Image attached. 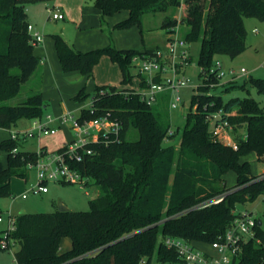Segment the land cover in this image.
<instances>
[{"label":"trees","instance_id":"1","mask_svg":"<svg viewBox=\"0 0 264 264\" xmlns=\"http://www.w3.org/2000/svg\"><path fill=\"white\" fill-rule=\"evenodd\" d=\"M32 1L0 0V130L9 131L22 119L42 118L48 106L41 93V61L34 55L27 33L25 5ZM182 4L185 11L179 24L187 27L182 38L187 43L199 42L197 63L204 69L213 64L216 55L234 58L246 48L245 19L264 22L263 0L94 1L101 12V25L105 17L127 11L128 17L114 29L137 27L141 36L143 18L149 14H167L160 27L173 32L178 22L172 15ZM52 37L64 73L90 75L102 56L118 65L121 86L96 87L93 107L83 109L78 121L94 120L109 112L121 128L117 140L93 144L92 156L71 163L85 179L84 185L93 182L99 190L89 201L88 211L56 209L15 215L10 238L17 247L16 264H151L154 253L157 262L173 264L178 261L177 254L164 246L166 237L210 245L237 217V204L264 195V179L256 180L245 159L249 154L264 156V108L255 100L231 98L222 105L221 95L209 93L218 88L219 80L212 79L192 96L181 131L168 135V94L149 107L125 87L133 77L132 58L159 46L147 47L142 39V51L117 50L110 43L80 52L61 35ZM210 84L216 86L210 88ZM249 85L264 92V79H250ZM23 87L28 95L15 105L7 104ZM100 91H104L101 96ZM86 98L80 90L73 100ZM193 105H197L195 112ZM204 105H211L213 112L221 109L234 130L245 128L244 138H235V148L212 137L206 120L209 110ZM14 148L18 143L9 135L0 142V197L12 195L13 177L27 180V164L37 159L36 152L12 155ZM230 171L236 181L227 187L225 175ZM217 197H222L217 204L191 209ZM255 237L243 246L238 264H264L263 225L256 226ZM62 238L70 239L71 248L59 252Z\"/></svg>","mask_w":264,"mask_h":264},{"label":"built area","instance_id":"2","mask_svg":"<svg viewBox=\"0 0 264 264\" xmlns=\"http://www.w3.org/2000/svg\"><path fill=\"white\" fill-rule=\"evenodd\" d=\"M48 19L62 20L63 14L58 8H48ZM27 33L33 46L39 45L43 41V34L31 25L27 26ZM169 34L164 47L157 48L150 53L141 52L131 60V68H134L140 77V84L137 88H130L128 93L139 96V99L147 106L155 105L162 94H173L183 88H193V95H195L199 87L207 85L212 79L221 82L227 73L232 75V79L237 74L246 73L244 69H240L239 72H224L220 62L214 61L207 69L199 67L198 84L195 86L192 79L184 71L190 63L188 43L176 33V29ZM213 86L216 85L210 84V88ZM99 94L100 96L103 95L104 91H100ZM93 101L91 99L88 109L93 107ZM182 104L183 101L180 96H174L168 101L170 109H177ZM206 107L207 105L204 106V108ZM78 119L79 117L63 119L64 122H69L72 134L70 140L60 151L48 153L40 148L36 151L37 159L35 162L27 164L28 171H34L36 176V184L30 188V191L46 193L48 191L47 183H54L57 186L61 183H76L83 186L85 179L71 166V163H81L85 158L92 156L94 151L90 147L91 145L100 142L108 144L117 140L119 136L121 124L117 119H112L109 112L94 120L78 121ZM206 120L210 133L215 140L235 148V141L231 139L234 126L223 118L221 110L207 114ZM52 121L53 118L50 115L33 119L28 129L9 130V139L20 143L33 137L54 135L58 130L50 126ZM172 132L169 130L168 135H171ZM18 151V148H14L10 153L15 155ZM4 155L6 156L5 153ZM1 157L2 153H0ZM261 163L263 168L259 174L255 175L256 180L264 179V156ZM262 196L264 197V195ZM21 197L25 198L26 193L22 194ZM221 200L222 197L213 198L191 209H200L211 204H217ZM262 208L264 212V200ZM4 220L0 213V223ZM6 220L8 228L1 233L0 247L8 250L14 246L10 233L14 230L15 215L8 211ZM262 225V221L255 218L251 212L238 213L225 232L209 245L216 255L204 252L196 248L191 242L179 238L166 237L163 244L166 248L173 249L177 254L178 261L173 264H238L243 246L250 240H255L256 226Z\"/></svg>","mask_w":264,"mask_h":264},{"label":"rangeland","instance_id":"3","mask_svg":"<svg viewBox=\"0 0 264 264\" xmlns=\"http://www.w3.org/2000/svg\"><path fill=\"white\" fill-rule=\"evenodd\" d=\"M185 11V6L182 4L181 7L172 15L177 20V25L175 27L176 33L182 37L184 32L187 31L185 24H179L181 17H183ZM167 14H155V15H145L143 18V33L142 39L144 45L150 48H155L159 42L166 41L170 36L169 33L163 28L160 27L162 21L164 20ZM55 22L52 23L54 25ZM245 29L247 32L246 37V48L241 51L234 58L229 57L225 54H219L214 57V61H219L224 72L234 71L239 72L240 69L246 71L245 74H237L234 79L232 75H227L221 79L219 82L218 88L213 92L209 93L221 95V103L225 104L231 98H252L255 100L261 107L264 108V92H259L257 89L249 85L250 79H264V22H260L256 19H246ZM40 30H42L40 28ZM256 30L257 32H255ZM116 33L118 37L119 45H136L140 47V39L135 35L134 31H131L127 36L123 33ZM138 40H137V39ZM112 46H114L113 40L110 41ZM188 51L190 56V63L185 68V74L192 79V83L196 86L198 84V75H199V42L188 43ZM103 58L108 59L109 64L111 60L107 56L100 57L98 64H100ZM107 62V61H106ZM114 70V69H113ZM106 64L102 68V76L109 75L111 77L112 71ZM93 72V70H92ZM131 74L135 75L137 72L134 68L130 70ZM93 77L90 78V80ZM136 78V77H135ZM22 88L18 96L8 102L7 104L15 105L22 101L27 95L28 91ZM193 88H183L180 89L177 93L168 94V101L174 96H180L182 98L183 104L177 109H170L167 102L166 115L170 124V130L175 131L176 129L181 131L185 115L189 110L191 98L193 95ZM208 93V92H207ZM208 93V94H209ZM92 95V94H91ZM92 96H89L86 99V103L91 100ZM205 106V105H204ZM203 106V107H204ZM211 105H207L206 109L209 110ZM192 111L195 112V105L191 107ZM221 109H218L219 111ZM210 111V110H209ZM208 113H213L210 111ZM245 136V128L239 127L236 130L232 131L231 139L235 141V138ZM2 137V134H0ZM35 139H29L26 144L21 145V148L32 149L35 147ZM177 142V139L175 143ZM249 165L252 174L257 175L261 172L263 164L261 163L262 158L256 157L254 154H249L245 158ZM244 160V159H241ZM29 176L26 181H15L14 177L11 181V196L0 197V213L4 217V221L0 223V232L8 228L7 216L8 211H11L13 215H17L20 211L27 213H49L56 209L59 210L60 206H63L67 211L72 212H86L89 210V201L94 199L98 194V188L89 182L86 185L80 186L76 183H61L56 185L54 183H47L46 193H34L30 191V188L36 184V176L34 171H28ZM226 186L231 187L235 184L236 176L230 171L225 175ZM26 193V197L22 198L21 195ZM264 197L259 196L256 200L246 202L243 204H237L234 209V213H244L251 212L255 218L262 221L264 226V212L262 208ZM208 245V244H207ZM59 246L61 248H66L70 246L69 238H62L60 240ZM17 250V247L13 246L8 250H0V264H16L14 253ZM151 264H164L159 263L156 260V254L152 256Z\"/></svg>","mask_w":264,"mask_h":264},{"label":"crops","instance_id":"4","mask_svg":"<svg viewBox=\"0 0 264 264\" xmlns=\"http://www.w3.org/2000/svg\"><path fill=\"white\" fill-rule=\"evenodd\" d=\"M94 1L95 0H35L25 5L26 21L28 25H31L44 36L43 41L39 45L33 46V53L41 61V93L42 99L48 104L44 111V115H50L53 118L50 126L57 128L58 131L54 135L30 138L36 140L34 143L35 147H32V149L21 148V145L26 144L29 139L18 143L19 151L36 152L40 148H44L48 153L58 151L70 140L72 134L69 122H64L63 119L79 117L80 112L90 106L91 100H89L88 103L85 101L89 96H93L96 87L121 86L120 82L122 75L118 65L113 62L109 64L110 62L106 58H103L100 64L94 66L93 72L90 75H82L79 72L64 73L56 53L53 35H61L66 42L80 52L105 48L111 43V40H113L114 47L117 50H143L142 36L137 27L126 30L114 29L117 23L128 17L127 11H120L112 16L105 17L104 23L101 25V12L94 7ZM48 8H58L63 14V19H48ZM53 22H55L54 25H52ZM245 23L246 19L244 20V26ZM40 28L42 30H40ZM131 31H134L138 39L141 37L140 47L130 44L124 46L119 45L116 33L122 32L123 35L127 36ZM254 31L257 32L256 30ZM165 44L166 41H161L157 46L164 47ZM104 64L111 70L114 69L111 73V77L109 75L102 76ZM131 75L133 76L132 80L125 87L129 89L137 88L140 84V77L137 73ZM91 77H93V80H90ZM80 90H84L87 98L82 102L73 100ZM30 126L31 121L22 119L17 122L13 129H28ZM0 134H2V137H0L1 142L8 138L9 131L2 130ZM15 181L19 182L23 181V179L18 178ZM193 245L204 252L216 255L207 244L193 242ZM70 248L71 241L69 247H60L59 252H64Z\"/></svg>","mask_w":264,"mask_h":264},{"label":"water","instance_id":"5","mask_svg":"<svg viewBox=\"0 0 264 264\" xmlns=\"http://www.w3.org/2000/svg\"><path fill=\"white\" fill-rule=\"evenodd\" d=\"M59 211L60 212H65V211H67V209L65 207H63V206H60ZM20 213H24V211H22ZM259 225H260V223H259Z\"/></svg>","mask_w":264,"mask_h":264}]
</instances>
